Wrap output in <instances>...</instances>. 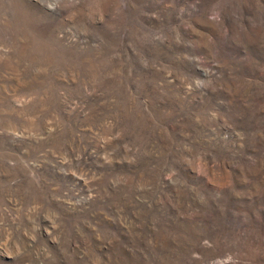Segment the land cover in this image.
I'll return each mask as SVG.
<instances>
[{
    "label": "rangeland",
    "instance_id": "374dc122",
    "mask_svg": "<svg viewBox=\"0 0 264 264\" xmlns=\"http://www.w3.org/2000/svg\"><path fill=\"white\" fill-rule=\"evenodd\" d=\"M0 264H264V0H0Z\"/></svg>",
    "mask_w": 264,
    "mask_h": 264
}]
</instances>
